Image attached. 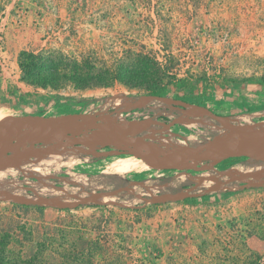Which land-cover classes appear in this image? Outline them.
I'll return each instance as SVG.
<instances>
[{"label": "rangeland", "instance_id": "374dc122", "mask_svg": "<svg viewBox=\"0 0 264 264\" xmlns=\"http://www.w3.org/2000/svg\"><path fill=\"white\" fill-rule=\"evenodd\" d=\"M158 86L166 87L163 96L152 92ZM116 94L135 106L107 105ZM194 106L241 126L264 125V0H0V122L80 112L108 121L119 111L141 135L136 128L153 132ZM193 118H205L207 128L183 120L155 136L185 146L234 134L208 116ZM65 140L34 147H89ZM125 156L91 151L70 167L49 168L46 191L31 162L10 167L5 179L19 184L0 190V228L16 221L46 228L54 241L43 264H78L73 248L84 242L98 248L84 264H264V173L243 174L262 155L210 170L107 171ZM28 202L27 211L12 208ZM37 206H45L43 218Z\"/></svg>", "mask_w": 264, "mask_h": 264}, {"label": "water", "instance_id": "95a60500", "mask_svg": "<svg viewBox=\"0 0 264 264\" xmlns=\"http://www.w3.org/2000/svg\"><path fill=\"white\" fill-rule=\"evenodd\" d=\"M195 115H204L216 121L236 138L231 144L218 143L213 140L198 145L182 147L157 146L144 149L143 146L156 134L167 131L175 124ZM20 124L21 133L12 137H0V159L6 162L18 158L25 150L53 135L64 134L83 140L96 155L124 154L134 156L149 166L178 162L182 167L193 170H210L214 164L233 157H255L264 151V130L247 129L216 114L202 106L184 110L182 114L171 119L164 126L156 128L148 135L126 136L114 128L103 115L91 113H67L54 116L8 117L0 122V132L13 124ZM100 125H104L101 129ZM19 126V127H20ZM78 140V141H79ZM76 142V141H74ZM257 143L258 146L252 147ZM109 147L111 150L98 152V148ZM206 160L207 164L197 165L195 161ZM228 175L229 173L220 172ZM234 176L233 178H238Z\"/></svg>", "mask_w": 264, "mask_h": 264}, {"label": "bare ground", "instance_id": "6f19581e", "mask_svg": "<svg viewBox=\"0 0 264 264\" xmlns=\"http://www.w3.org/2000/svg\"><path fill=\"white\" fill-rule=\"evenodd\" d=\"M135 103H136L135 100H133V101L127 100L125 95H122V94L113 95V96L107 98V100H106L107 105L112 106V107L116 108L117 110L127 109L132 104H133L132 106H135ZM184 120L185 121H183V123L187 127H193V126L199 125V126H202L204 128H207V121L205 118H193V120H188L187 118H185ZM108 122L111 123V125L114 128H116L120 133H122L126 136L138 135V134H132L131 133L133 131L131 129L132 127L129 126L128 122L123 118V116L120 114L119 111L115 115L111 116V118L108 120ZM260 123L264 124V120L260 121ZM103 126L104 125H100V128L104 130V128H102ZM244 127L247 129L264 130V125L244 126ZM135 130H137V132L139 134H144V135H148L151 133V131L145 130L144 128H141V129L136 128ZM21 131H22L21 127H17L16 124H13V125L5 128L3 131H1L0 137H12V136H15V135L21 133ZM54 137H61L62 140L69 142L68 140H65L64 134L53 135V136H50V137L45 138V139L54 138ZM69 137L70 136H66V138H69ZM235 138H236V135L234 133L232 136L225 137L223 139H215L213 141L218 142V143L231 144ZM170 142H171V138L169 137V135L167 137L155 136V137L151 138L150 140H148L147 143L144 144L143 148L144 149H152V148H155L157 146L170 147V146H168V144H170ZM75 146H77V145H75ZM171 146L182 147L184 145L178 144V145H171ZM256 146H258L257 143L252 145V147H256ZM88 152H91V147H86V146L82 145L79 148H71L69 145H66V144H52L49 147L46 146V147H40V148L39 147L28 148L18 158H10L6 162H3L0 159V190H3L7 193V190H6L7 188L10 189L12 186H18L17 185V184H19L18 180L12 179V178H9L8 180H6V179H7V175L11 173V172H9V168L10 167L17 168L18 164L21 161H23V162L29 161V162H31L32 167L36 166V167H34V168H36V169H34L36 171H34V170L33 171L36 172L39 177L42 176L39 180V183H38L39 186L38 187L41 186L43 191L49 190L46 187V185L44 184L45 170H48L49 168H54L57 171L58 169H60L63 166L64 167L65 166L70 167L72 164H74L77 161L78 157H82L83 154H86ZM261 155L264 157V151L262 152ZM148 166L149 165L145 164L142 160L135 158L134 156H129V155L127 156L126 155L125 157H117V158L112 159L108 163L107 171H109V173H118V174L123 173L124 174L126 172H132L134 170H138L140 168H145ZM157 166L170 167V168H175L177 170H181L183 168L178 162H175V161H171L167 164H160ZM242 168H243V166H242ZM228 172L232 173V174H242L243 173L239 169H236L233 172V168L229 169ZM253 172L264 173V162L263 163H254L243 174H246V173L250 174ZM78 174H80V173H78ZM27 175H29V174H26V176ZM182 175L186 176V174H182ZM46 176H49V175L46 174ZM206 177H207V175H206ZM82 182H84V181H82ZM12 192H14V191L11 190V194H12ZM8 194H10V193H8ZM49 194H50V192H49Z\"/></svg>", "mask_w": 264, "mask_h": 264}, {"label": "trees", "instance_id": "16d2710c", "mask_svg": "<svg viewBox=\"0 0 264 264\" xmlns=\"http://www.w3.org/2000/svg\"><path fill=\"white\" fill-rule=\"evenodd\" d=\"M154 95L163 96L166 93L165 86H158L157 89L152 90ZM32 202L18 204H12V208L23 209L24 211L29 210L32 206ZM37 210H39L40 216L43 218L45 206H37ZM37 232V235L35 233ZM18 234H22L23 236H18ZM53 235L54 233L51 232ZM29 236V239H28ZM34 236H37L36 239H32ZM17 237V238H15ZM48 232L45 228V231H38L33 229L25 228L24 224L21 221L15 222V228L11 226L2 225L0 228V264H43V254L47 246H50L51 242H47ZM15 239V242L13 241ZM49 240V239H48ZM61 242H54L55 244V253L58 256H62L61 253L63 246L60 244ZM86 244L81 248H73V258L76 260L78 264L82 260V264L90 263V259L92 260L94 254H96V250H98L97 246L93 242H84ZM15 244L16 252L14 254L13 245ZM32 244L30 253H25L24 247L26 245ZM53 247V245L51 246ZM72 251V248L70 252ZM60 264V262H59ZM62 264V263H61ZM93 264V263H91Z\"/></svg>", "mask_w": 264, "mask_h": 264}, {"label": "flooded vegetation", "instance_id": "af4514ba", "mask_svg": "<svg viewBox=\"0 0 264 264\" xmlns=\"http://www.w3.org/2000/svg\"><path fill=\"white\" fill-rule=\"evenodd\" d=\"M109 149V147H107Z\"/></svg>", "mask_w": 264, "mask_h": 264}]
</instances>
